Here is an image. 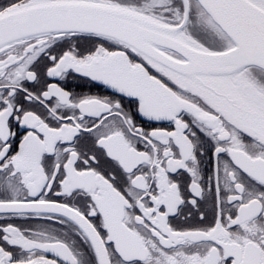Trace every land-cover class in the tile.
<instances>
[{"label":"snow or ice","instance_id":"1","mask_svg":"<svg viewBox=\"0 0 264 264\" xmlns=\"http://www.w3.org/2000/svg\"><path fill=\"white\" fill-rule=\"evenodd\" d=\"M0 264H264V0H0Z\"/></svg>","mask_w":264,"mask_h":264},{"label":"flooded vegetation","instance_id":"2","mask_svg":"<svg viewBox=\"0 0 264 264\" xmlns=\"http://www.w3.org/2000/svg\"><path fill=\"white\" fill-rule=\"evenodd\" d=\"M68 87L71 90L80 93H98L101 95L110 94V90L104 89L103 86L93 87L86 80H71L68 83Z\"/></svg>","mask_w":264,"mask_h":264}]
</instances>
